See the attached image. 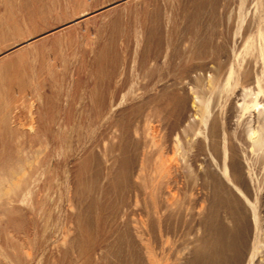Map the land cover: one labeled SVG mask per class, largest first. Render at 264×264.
Here are the masks:
<instances>
[{
	"label": "rangeland",
	"instance_id": "374dc122",
	"mask_svg": "<svg viewBox=\"0 0 264 264\" xmlns=\"http://www.w3.org/2000/svg\"><path fill=\"white\" fill-rule=\"evenodd\" d=\"M205 223L264 264V0H0V264H186Z\"/></svg>",
	"mask_w": 264,
	"mask_h": 264
},
{
	"label": "bare ground",
	"instance_id": "6f19581e",
	"mask_svg": "<svg viewBox=\"0 0 264 264\" xmlns=\"http://www.w3.org/2000/svg\"><path fill=\"white\" fill-rule=\"evenodd\" d=\"M256 103H255V105H256ZM214 217H215V215H214ZM205 221H207V220H205ZM210 223H212V222H210ZM214 224H215V222H214ZM216 224H218V222ZM216 227H219V226H216ZM219 232H220V230L218 231V229H216L214 226L209 227L205 223L204 236L201 238V241H200V244H204V247L203 246L197 247L196 250L192 253L191 258L187 261L186 264H214L217 261L222 260L221 259L222 254L220 252V248L217 246L218 244H220L219 239H221ZM220 233H222V232H220Z\"/></svg>",
	"mask_w": 264,
	"mask_h": 264
}]
</instances>
